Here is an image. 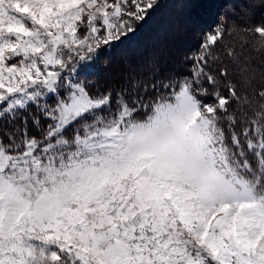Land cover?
Instances as JSON below:
<instances>
[{"label": "snow or ice", "instance_id": "snow-or-ice-1", "mask_svg": "<svg viewBox=\"0 0 264 264\" xmlns=\"http://www.w3.org/2000/svg\"><path fill=\"white\" fill-rule=\"evenodd\" d=\"M156 3L0 0V264H264V86L212 70L236 29L185 74L81 78Z\"/></svg>", "mask_w": 264, "mask_h": 264}, {"label": "trees", "instance_id": "trees-1", "mask_svg": "<svg viewBox=\"0 0 264 264\" xmlns=\"http://www.w3.org/2000/svg\"><path fill=\"white\" fill-rule=\"evenodd\" d=\"M255 2L258 8L252 10ZM221 21L236 29L225 36L224 44L236 49L238 59L229 60L223 46H218L220 60L212 65L213 73L226 67L228 80L238 86L249 82L246 87L251 97L264 86V52L254 50L253 36L240 29L264 22V0H157L146 19L134 23V32L99 49L87 81L93 91H103L120 88L132 76L148 80L153 74H185L190 67L185 58L198 49L204 33ZM244 39L248 44L242 47ZM139 59L145 60L140 67H128Z\"/></svg>", "mask_w": 264, "mask_h": 264}, {"label": "rangeland", "instance_id": "rangeland-1", "mask_svg": "<svg viewBox=\"0 0 264 264\" xmlns=\"http://www.w3.org/2000/svg\"><path fill=\"white\" fill-rule=\"evenodd\" d=\"M250 8L252 9V10H256V8H258V2H255L254 4H252L251 6H250ZM134 23H135V21H133V25H134ZM142 62H145V60H142L141 61V59H139V60H137V61H132V62H129L128 63V67L130 68V67H134V66H136V67H140L141 65H142ZM91 65L89 64L88 66H87V69H86V71L85 72H82L81 73V78L82 79H84V78H89V76H90V72H91Z\"/></svg>", "mask_w": 264, "mask_h": 264}]
</instances>
